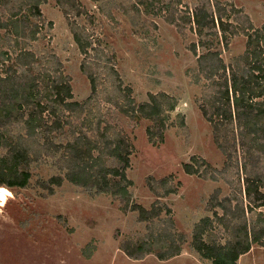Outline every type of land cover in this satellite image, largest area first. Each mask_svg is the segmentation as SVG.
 I'll return each mask as SVG.
<instances>
[{
    "label": "rangeland",
    "instance_id": "1",
    "mask_svg": "<svg viewBox=\"0 0 264 264\" xmlns=\"http://www.w3.org/2000/svg\"><path fill=\"white\" fill-rule=\"evenodd\" d=\"M64 1L0 0V77L10 68L21 74L17 56L31 52L69 79L71 101L86 103L82 112L57 114L53 142L60 147L87 134L102 145L96 136L103 129L108 138L123 137L128 206L65 180L47 194L36 182L61 175L63 149L44 155L33 142L38 159L29 185L6 189L0 202V264H211L189 245L202 220L203 239L219 246L253 229L259 242L237 264H264V206L251 209L244 189L245 172L264 181V134L214 115L228 78L245 74L246 37L264 26V0H73L71 9ZM78 11L84 15L75 18ZM144 103L155 107V124L146 111L129 115L120 107ZM18 127L12 136L29 141ZM101 150L108 152L102 167L116 169L112 150ZM248 193L254 199L256 187ZM135 243L150 244L151 253L129 258L122 248ZM168 244L178 255L159 260Z\"/></svg>",
    "mask_w": 264,
    "mask_h": 264
},
{
    "label": "trees",
    "instance_id": "2",
    "mask_svg": "<svg viewBox=\"0 0 264 264\" xmlns=\"http://www.w3.org/2000/svg\"><path fill=\"white\" fill-rule=\"evenodd\" d=\"M71 2L73 0H65V4H60L63 8L62 5L70 7ZM32 9L35 16L40 15L37 5L30 8V10ZM82 15L84 14L79 11L74 13L75 18H80ZM69 25L72 26L73 38L80 53L85 54L81 33L73 27L75 25L73 20L69 22ZM246 38L244 61L246 60L247 69L243 72L245 74L241 78H236V74H232L228 78L229 86H225L222 92L225 104L216 107L214 115L227 121L228 124L236 121L238 127L251 123L253 128L248 129V133L256 136L258 132L259 135L264 134V125L259 122L264 120V26L250 32ZM17 60V68L21 74L16 75L15 69L10 68V70H5L4 77H0V187L24 189L29 185L32 177L31 163L38 159V152L32 148L34 142L44 155L53 156L52 153L58 155L60 147L63 149L62 164L59 169L61 175H53L47 180L39 179L36 182L47 194L52 195L54 186H60L65 180L72 185L82 187L91 196L110 195L113 198H118L124 201L127 207L129 201L127 187L130 185L125 177V171L129 168L130 148L127 141L123 137L117 136L108 138L106 129H103L104 131L96 137L97 139H101L100 136L104 137L105 144L100 145L101 142L98 140L83 134L58 147L53 142L55 138L53 134L61 128L57 114L61 116L65 112H69V114L75 111L82 112L83 107L80 105H85L86 101L83 103L71 101L69 79L65 76L56 77V68L52 67L48 61L43 62L39 58H35L31 52H20ZM43 63L45 64L42 66ZM58 78L59 81L56 80ZM88 78L91 90L95 92L96 74H90ZM128 103V106L134 104L132 100ZM128 106L120 107L127 109L129 115L146 111V118L153 124L157 122L158 114L152 112L155 107L144 103L132 106L130 111ZM170 109H173V106ZM18 126L25 127L24 134L27 138H31L29 141L25 142L26 138L20 135H16V139L12 136V130ZM159 136L162 139V134ZM51 146L53 150H51ZM262 148L264 150V143H262ZM101 149L112 150L113 155L110 156L117 164L116 169L108 170L107 166L106 168L102 167L106 160L103 153L108 154V152H103ZM245 175L244 189L248 205H252L251 209L263 207L264 194L258 191L261 188L264 189L263 178H251L246 172ZM251 185L257 189V196L254 199L250 198L248 193ZM258 219H261L264 224L261 213L258 214ZM205 221L202 220L196 225L189 245L200 258L210 261L211 264H237L238 258L248 252L250 243L259 242L252 229L246 235L238 236L234 244L216 245L203 239L202 234L207 229ZM149 245L148 243H135L129 248L123 247L122 250L129 258L139 260L151 253ZM170 245L163 246V250L156 253L159 260L163 261L178 255L179 247L172 248ZM90 251L89 246L84 250L88 256Z\"/></svg>",
    "mask_w": 264,
    "mask_h": 264
},
{
    "label": "bare ground",
    "instance_id": "3",
    "mask_svg": "<svg viewBox=\"0 0 264 264\" xmlns=\"http://www.w3.org/2000/svg\"><path fill=\"white\" fill-rule=\"evenodd\" d=\"M8 195V190L3 187H0V202H3Z\"/></svg>",
    "mask_w": 264,
    "mask_h": 264
}]
</instances>
